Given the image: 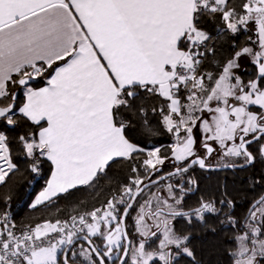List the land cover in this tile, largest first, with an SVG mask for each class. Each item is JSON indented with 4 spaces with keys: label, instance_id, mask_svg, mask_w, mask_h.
Segmentation results:
<instances>
[{
    "label": "snow or ice",
    "instance_id": "1",
    "mask_svg": "<svg viewBox=\"0 0 264 264\" xmlns=\"http://www.w3.org/2000/svg\"><path fill=\"white\" fill-rule=\"evenodd\" d=\"M210 28L255 39L217 60ZM134 118L145 140L171 142H134ZM0 128L15 133L0 130V185L17 169L14 145L32 173L50 163L32 208L98 184L114 161L128 165L101 204L67 218L18 228L0 211V264H199L177 224L207 214L232 228L229 264H264V196L242 221L226 193L184 206L197 168L264 159V0H0Z\"/></svg>",
    "mask_w": 264,
    "mask_h": 264
},
{
    "label": "trees",
    "instance_id": "2",
    "mask_svg": "<svg viewBox=\"0 0 264 264\" xmlns=\"http://www.w3.org/2000/svg\"><path fill=\"white\" fill-rule=\"evenodd\" d=\"M219 53L215 59L220 60L233 51V46L237 48L247 44V33H240L236 37L230 35H219L211 28ZM204 67L212 70L214 67L212 58L205 61ZM18 101H21V90H17ZM6 134L12 136L15 133L7 128H0ZM133 133L130 139L136 141H145L148 146L152 144L162 145L166 147L171 138L167 134L158 135L145 140L139 126V121L134 118V125L130 129ZM13 162L17 165L14 174H10L6 183L0 185V211L6 210L10 218L17 224L18 227L24 224H35L36 222L45 219H56L57 217L64 219L72 212L73 208L87 207L101 204L109 196V188L112 186L109 180L125 181L128 175L127 163L112 162L108 170L107 178H102L98 184L94 186H78L70 190V194H62L53 199L51 202L38 205L36 208L31 207V202L35 195L44 187L45 182L50 173V165L44 162L41 165L39 174L30 171L31 161L26 158L19 150L18 146L14 145L12 150ZM214 174V176H213ZM208 179H203L198 183L196 196L185 200V207L190 208L197 204L199 198L209 199L214 198L217 201L227 198L233 201L234 208L231 214L237 220H243L248 207L256 200L264 189V161L259 160L248 169L245 170H226L213 173ZM11 197L5 204V198ZM83 202V203H82ZM229 209L225 208V212ZM133 212L127 219L128 230L133 231L132 217ZM220 217L207 214L205 224L194 223L191 226L184 225L178 222V227H185L191 232L190 247L195 253L196 260L199 264H229L227 250L231 246L232 228L227 224H221ZM184 264H193L189 258H185Z\"/></svg>",
    "mask_w": 264,
    "mask_h": 264
},
{
    "label": "flooded vegetation",
    "instance_id": "3",
    "mask_svg": "<svg viewBox=\"0 0 264 264\" xmlns=\"http://www.w3.org/2000/svg\"><path fill=\"white\" fill-rule=\"evenodd\" d=\"M252 71H253V66L251 65L250 62H248V63H246V64L244 65V69L240 70V74H241L243 77L247 78V76H248ZM197 134H198V133H197ZM201 151H202V150H201ZM253 151L255 152V149H253ZM260 159H261V158L257 155L255 162L259 161ZM261 160L264 161V159H261ZM216 161H218L217 158H215V159H213V160L211 161V163L213 164V166L216 165V163H217ZM255 162H254L253 164L249 165L248 167L243 168V169H226V170H234V171H236V170H245V171H248V169H250V168L255 164ZM241 163H242L241 161H237V165H239V164H241ZM172 170H173V165H172L171 163H169V162H166L165 165L163 166V172L166 174V173H168L169 171H172ZM226 170L204 171V170H200L199 168H197L194 172L190 173V175H192L193 178L197 181V186L194 188V190L190 191V192L185 196V200H186L187 198H193V197L196 196V192H197V188H198V183H200L203 179H208V178H209L210 176H212V174L215 173V172L226 171ZM213 176H214V174H213ZM173 182H175V181H173ZM161 183L163 184L164 181H161ZM263 192H264V189H263L262 193H263ZM262 193L260 194V196L262 195ZM200 200H201V198H199L198 202H199ZM198 202H197L196 205H194V206H192V207L197 206V205H198ZM185 208H186V207H185ZM233 208H234V207H233ZM233 208H232L230 211H232ZM248 208H249V207H248ZM186 209H187V208H186ZM134 215H135V213H134ZM134 215H133V216H134ZM245 216H246V215H245ZM132 222H133V219H132Z\"/></svg>",
    "mask_w": 264,
    "mask_h": 264
},
{
    "label": "rangeland",
    "instance_id": "4",
    "mask_svg": "<svg viewBox=\"0 0 264 264\" xmlns=\"http://www.w3.org/2000/svg\"><path fill=\"white\" fill-rule=\"evenodd\" d=\"M249 36H252L253 37V39H255V33H254V31H249L248 32V36H247V44L248 43H250V41L248 40V37ZM248 62H250L248 59H242L241 60V64H242V69H244V65L246 64V63H248ZM241 69V70H242ZM197 136L199 137V133L197 134ZM215 158H217V160L219 159V157L217 156V155H215L214 154V157L213 158H210V162L213 160V159H215ZM217 162V161H216ZM39 193V192H38ZM35 196H37V194L35 195ZM34 200H35V197H34V199L32 200V202H31V204L34 202ZM132 233H133V231H132Z\"/></svg>",
    "mask_w": 264,
    "mask_h": 264
},
{
    "label": "water",
    "instance_id": "5",
    "mask_svg": "<svg viewBox=\"0 0 264 264\" xmlns=\"http://www.w3.org/2000/svg\"><path fill=\"white\" fill-rule=\"evenodd\" d=\"M16 95H17V93H16ZM249 165H246V166H243V167H240V166H237V167H235V168H219V169H217V170H226V169H243V168H246V167H248ZM214 171H216V170H214ZM261 196H264V192L262 193V195ZM261 196H259L256 200H254L251 204H250V206H249V208H248V210H247V213H246V216L249 214V211H250V209L252 208V205L261 197Z\"/></svg>",
    "mask_w": 264,
    "mask_h": 264
},
{
    "label": "crops",
    "instance_id": "6",
    "mask_svg": "<svg viewBox=\"0 0 264 264\" xmlns=\"http://www.w3.org/2000/svg\"><path fill=\"white\" fill-rule=\"evenodd\" d=\"M60 63H62V62H60ZM21 94H22V98H21V101L24 99V95H23V90H21ZM49 163V162H48ZM49 165H50V163H49ZM50 177V173H49V176H48V178ZM47 178V179H48ZM47 182V181H46ZM46 182H45V185H44V187L40 190V191H42L45 187H46ZM40 191H39V193H40ZM39 193H37V195L39 194ZM35 198H36V196H35ZM35 201V200H34ZM34 203V202H33Z\"/></svg>",
    "mask_w": 264,
    "mask_h": 264
},
{
    "label": "built area",
    "instance_id": "7",
    "mask_svg": "<svg viewBox=\"0 0 264 264\" xmlns=\"http://www.w3.org/2000/svg\"><path fill=\"white\" fill-rule=\"evenodd\" d=\"M10 216V215H9ZM19 228V227H18Z\"/></svg>",
    "mask_w": 264,
    "mask_h": 264
}]
</instances>
